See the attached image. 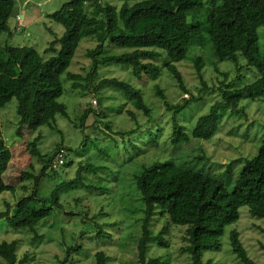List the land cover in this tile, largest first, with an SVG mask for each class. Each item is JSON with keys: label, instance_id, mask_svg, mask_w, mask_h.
<instances>
[{"label": "trees", "instance_id": "16d2710c", "mask_svg": "<svg viewBox=\"0 0 264 264\" xmlns=\"http://www.w3.org/2000/svg\"><path fill=\"white\" fill-rule=\"evenodd\" d=\"M78 1L85 6L91 5L83 11L79 24L80 35L97 42V46L88 49V56L94 59V63L86 77L68 72V75L76 80L75 87H80L81 83L77 80L83 79L88 82L81 85L83 89L91 90V84L93 87L99 75V68L116 63L128 65L133 74L141 79L147 77L150 80H158L163 73H168L188 94L191 91L186 85L179 64L191 58L201 82L199 92L202 94L212 91L216 87L208 84L202 70V56H198L196 52L198 47L208 43H211L216 58L231 60L235 63L237 71H242L244 67L240 64L241 58L246 60V65L259 71L260 75L256 80L240 85L226 83V72L215 68L220 74L222 97L213 103L205 114L199 116L195 123L191 120L193 108L186 100H193L196 96L191 93L190 99L173 103L157 83V94L164 101L167 111L172 113V145L178 146L192 138H212L219 131L221 119L226 111L239 110L244 99L264 97V49L259 44V29L264 26V0H214L213 4L208 1V4H205L203 0H118L119 5L107 0ZM16 8V0H0V110L22 94L41 97L46 103L37 122L42 126L57 129V116H70L67 105L61 100L65 92L62 76L68 71L76 55L78 42L73 38L67 39L66 34L53 39L45 49V55L53 53L49 58L34 46L3 44L1 36L4 32H10L11 17L14 14L19 15L15 12ZM107 42L125 49L124 53L107 55ZM164 54L167 56L165 66L157 62ZM104 86L124 91L134 108L146 117L143 123L137 122L136 126L113 130L117 137L112 138V147H116L119 150L116 153L119 154L121 145L125 164L148 150L149 146H140L139 139L137 143L133 141L136 134L142 133L140 138L158 146L164 128L154 111L155 106L147 101L140 89L116 77L100 79L93 89L97 91ZM92 111L90 107L83 111L84 125L85 119ZM127 113L131 119H138V113L135 111L127 110ZM18 114L19 124L24 123V113L20 106ZM185 121L192 124L190 129ZM107 127L110 125L107 124ZM15 133L24 140L20 126ZM39 138L40 136L27 141L29 152L39 163L38 170L35 169L37 162L33 161L29 166L31 170L22 171V178L31 182L22 185V188L27 191L30 187L31 192L24 195L16 205L7 202L4 210L0 211V218L7 220L9 227L28 228L35 232L36 236V228L40 222L51 217L57 207L62 205L61 196L66 180L56 184L49 198L42 196L41 182L43 178L60 177L59 169L67 163L68 152L66 147L58 145L53 155L48 156L41 152ZM98 148L100 149L97 146ZM61 152L65 163L53 168V162ZM110 154L106 155L110 157ZM12 157L13 153L4 138L0 119V195L15 190V186L9 185L4 179ZM187 164L185 161L177 162L174 157L159 158L150 163H142L141 170L134 175L136 189L140 192L144 205L143 232L137 247L138 264H153L157 261L148 258L150 242L159 240L161 245L166 244L164 236L169 231L170 223L187 226L183 237L187 245L183 247V251L191 254L192 264H212L210 260H204V251L221 247L225 229L238 221L241 207L247 206L252 216L264 218V134L257 154L247 159L232 188L228 186L230 182L225 183L217 174L195 169ZM86 170H90L94 177L104 181L100 178V172L116 169L105 164L100 165L98 162L80 164L76 176L68 181L70 187L100 189L83 181V172ZM157 214L166 218L168 224L155 234L151 224ZM100 228L103 234L104 230ZM230 239L233 252L245 264H257L250 257L239 230L233 229ZM0 257L6 264H22L25 261V258H18L14 242L0 243ZM95 257V264H108L110 260L104 250L97 251Z\"/></svg>", "mask_w": 264, "mask_h": 264}, {"label": "rangeland", "instance_id": "374dc122", "mask_svg": "<svg viewBox=\"0 0 264 264\" xmlns=\"http://www.w3.org/2000/svg\"><path fill=\"white\" fill-rule=\"evenodd\" d=\"M16 1L15 12L19 15L11 17L10 32H4L1 36L3 44L34 46L49 58L53 53L45 55V49L50 41L66 34L67 39L73 38L78 42V48L68 71L62 76L65 92L61 100L67 105L70 116H57V129L37 122L46 103L44 98L22 94L0 110L4 138L13 153L4 179L9 185L15 186L14 191H6L0 195V211L4 210L7 202L16 205L24 195L31 192L30 187L27 191L22 188V185L31 183L22 178V171L31 170L29 166L33 161L37 162L35 169L38 170L39 163L29 152L27 141L40 136L39 148L48 156L53 155L58 145L68 150L67 163L59 169L60 177L43 178L40 185L42 196L49 198L56 184L66 180L61 196L62 205L57 207L51 217L40 222L36 228L37 236L28 228L13 229L8 226L7 220L0 218V243L14 242L18 258H25L22 264H95V253L100 250L106 251L110 256L108 264H138L137 247L143 232L144 205L141 194L136 189L134 175L141 170V164L174 157L177 162L185 161L195 169L217 174L225 183L230 182L228 186L232 188L247 159L257 154L264 134V97L244 99L239 110L224 113L219 131L212 138H192L174 146L170 142L172 113L167 111L164 101L157 94L156 84L165 90L173 103L183 102V99L192 97L191 93L194 94L196 98L186 101L193 108L191 120L195 123L199 116L205 114L222 97L220 74L215 68L226 72V83L231 84L251 83L260 73L255 67L246 65L244 58L240 59V64L244 65L243 70L237 71L231 60L216 58L211 43L196 50L198 56H202V70L208 84L216 87L215 90L202 94L199 92L201 82L191 58L179 64L191 91L188 94L168 73H163L158 80H150L147 77H136L128 65L112 63L101 66L93 87L104 77H116L134 85L155 106L154 111L164 128L158 146L140 138L142 133L136 134L133 141L137 143L139 139L140 146H149L148 150L123 164L125 159L122 157L124 151L121 145L119 154V150L112 147V138L117 137L113 130L136 126L137 122L143 123L146 117L134 108L121 89L104 86L96 91L91 84V90L87 91L81 86L88 83L86 80L78 79L81 85L75 87L76 80L68 75V72H73L86 77L94 63V59L88 56V49L96 47L97 42L82 37L79 31L82 14L91 5L85 6L78 0ZM107 1L119 5L118 0ZM203 1L205 4L214 3V0ZM259 35V44L264 49V26L260 27ZM124 51L125 49L111 42L106 43L107 55H118ZM157 62L165 66L166 54ZM238 75L240 76L237 77ZM19 106L24 113L22 124H19ZM89 107L93 111L85 119L84 125L82 113ZM127 110L138 113V119H131ZM185 123L190 129L192 124L189 121ZM19 126L24 140L15 133ZM128 148L133 151L131 146ZM107 153H111L110 157ZM97 162L116 169L102 170L100 178L104 181L94 177L90 170L83 172V181L100 189L70 187L68 181L76 176L80 164ZM165 224H168L166 218L157 214L152 219L151 229L157 234ZM168 225L169 231L164 236L166 244L161 245L159 240L150 242L148 258L157 260L153 264H192L191 254L183 251V247L187 245L183 238L187 226L172 223ZM100 227L104 230L103 234ZM233 229L240 231L250 257L257 264H264V218L252 216L247 206L240 208L238 221L226 227L221 247L204 251V260H210L212 264H245L233 252L230 239ZM0 264H6L1 257Z\"/></svg>", "mask_w": 264, "mask_h": 264}, {"label": "built area", "instance_id": "2783aa9c", "mask_svg": "<svg viewBox=\"0 0 264 264\" xmlns=\"http://www.w3.org/2000/svg\"><path fill=\"white\" fill-rule=\"evenodd\" d=\"M65 163V158L63 157V152H61L56 159L53 162V168H58L60 167L62 164Z\"/></svg>", "mask_w": 264, "mask_h": 264}]
</instances>
